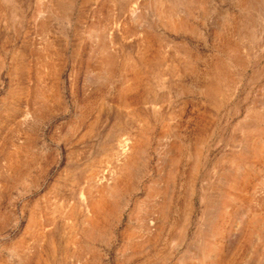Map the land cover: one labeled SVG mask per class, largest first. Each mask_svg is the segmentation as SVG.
I'll return each instance as SVG.
<instances>
[{
    "label": "rangeland",
    "instance_id": "374dc122",
    "mask_svg": "<svg viewBox=\"0 0 264 264\" xmlns=\"http://www.w3.org/2000/svg\"><path fill=\"white\" fill-rule=\"evenodd\" d=\"M0 264H264V0H0Z\"/></svg>",
    "mask_w": 264,
    "mask_h": 264
},
{
    "label": "bare ground",
    "instance_id": "6f19581e",
    "mask_svg": "<svg viewBox=\"0 0 264 264\" xmlns=\"http://www.w3.org/2000/svg\"><path fill=\"white\" fill-rule=\"evenodd\" d=\"M125 148V147H124ZM95 201V200H94ZM88 202V201H87ZM86 208L89 212H91L92 210H94V207H92L90 204L86 205Z\"/></svg>",
    "mask_w": 264,
    "mask_h": 264
}]
</instances>
